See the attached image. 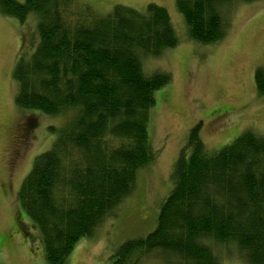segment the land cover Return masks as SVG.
<instances>
[{
  "label": "trees",
  "instance_id": "16d2710c",
  "mask_svg": "<svg viewBox=\"0 0 264 264\" xmlns=\"http://www.w3.org/2000/svg\"><path fill=\"white\" fill-rule=\"evenodd\" d=\"M235 1L176 0L189 38L215 44L227 33L224 9ZM5 16L23 23L37 16L38 42L13 71L15 103L44 115H69L52 147L38 155L17 202L41 237L47 264H62L77 243L95 234L153 164L148 127L155 92L168 73L147 75L146 58L174 48L168 11L116 5L98 15L76 0H0ZM254 83L264 95V67ZM191 128L161 203L155 228L123 242L109 264H222L233 254L243 264H264V137L250 130L217 151ZM19 224L17 227L20 230Z\"/></svg>",
  "mask_w": 264,
  "mask_h": 264
},
{
  "label": "rangeland",
  "instance_id": "374dc122",
  "mask_svg": "<svg viewBox=\"0 0 264 264\" xmlns=\"http://www.w3.org/2000/svg\"><path fill=\"white\" fill-rule=\"evenodd\" d=\"M20 3L25 0H16ZM98 15L116 5L144 11L150 3L165 8L177 35L174 48L146 58L147 75L168 73L170 83L155 92V107L148 127L153 164L139 171L136 187L114 216L91 237L82 238L62 264H109L125 241L155 228L159 207L170 193L172 173L189 131L201 123L200 138L217 151L243 131L264 137V95L254 83L264 67V0L235 1L225 9L226 36L215 44L200 45L188 35L176 0H76ZM38 42L37 16L21 23L0 10V264H47L38 230L17 202V193L34 159L51 149L69 115H44L18 107V85L13 79L20 58L31 56ZM20 157L14 160L18 140ZM19 224V228L17 227ZM222 264H243L224 254ZM143 264H161L150 258Z\"/></svg>",
  "mask_w": 264,
  "mask_h": 264
},
{
  "label": "flooded vegetation",
  "instance_id": "af4514ba",
  "mask_svg": "<svg viewBox=\"0 0 264 264\" xmlns=\"http://www.w3.org/2000/svg\"><path fill=\"white\" fill-rule=\"evenodd\" d=\"M22 147V140L21 139H19L18 140V143H17V147H16V150H15V153H14V155L13 156H15L14 158V160H17L19 157H20V148L19 147Z\"/></svg>",
  "mask_w": 264,
  "mask_h": 264
}]
</instances>
